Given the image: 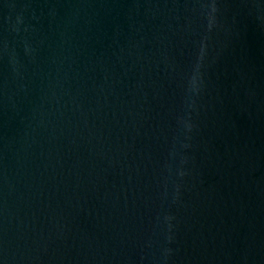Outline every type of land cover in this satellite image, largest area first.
I'll return each instance as SVG.
<instances>
[{"label": "water", "instance_id": "95a60500", "mask_svg": "<svg viewBox=\"0 0 264 264\" xmlns=\"http://www.w3.org/2000/svg\"><path fill=\"white\" fill-rule=\"evenodd\" d=\"M0 264H264V0H0Z\"/></svg>", "mask_w": 264, "mask_h": 264}]
</instances>
